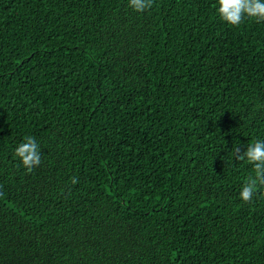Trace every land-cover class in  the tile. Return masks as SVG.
Instances as JSON below:
<instances>
[{
	"label": "trees",
	"instance_id": "obj_1",
	"mask_svg": "<svg viewBox=\"0 0 264 264\" xmlns=\"http://www.w3.org/2000/svg\"><path fill=\"white\" fill-rule=\"evenodd\" d=\"M217 7L0 0V264H264V22Z\"/></svg>",
	"mask_w": 264,
	"mask_h": 264
},
{
	"label": "clouds",
	"instance_id": "obj_2",
	"mask_svg": "<svg viewBox=\"0 0 264 264\" xmlns=\"http://www.w3.org/2000/svg\"><path fill=\"white\" fill-rule=\"evenodd\" d=\"M154 0H129V7L136 12H144L153 6ZM217 13L222 21L239 26L244 19L254 18L257 22H264V0H217ZM233 157L237 161H247L253 166L254 176H249L239 193L244 202H251L258 186H264V140H257L247 145L242 152L238 147L233 150ZM15 155L23 166L31 171L41 163V148L34 137H25L15 150ZM71 182L78 183L73 177ZM2 195V193H0Z\"/></svg>",
	"mask_w": 264,
	"mask_h": 264
}]
</instances>
